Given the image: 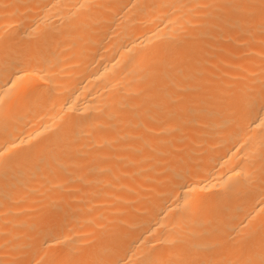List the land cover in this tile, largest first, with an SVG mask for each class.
Here are the masks:
<instances>
[{"label": "bare ground", "instance_id": "6f19581e", "mask_svg": "<svg viewBox=\"0 0 264 264\" xmlns=\"http://www.w3.org/2000/svg\"><path fill=\"white\" fill-rule=\"evenodd\" d=\"M0 264H264V0H0Z\"/></svg>", "mask_w": 264, "mask_h": 264}]
</instances>
